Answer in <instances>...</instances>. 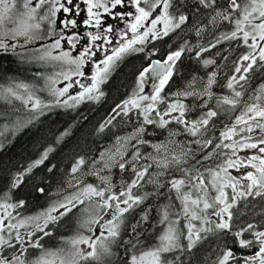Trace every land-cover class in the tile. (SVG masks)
<instances>
[{
	"label": "snow or ice",
	"instance_id": "6c2138e0",
	"mask_svg": "<svg viewBox=\"0 0 264 264\" xmlns=\"http://www.w3.org/2000/svg\"><path fill=\"white\" fill-rule=\"evenodd\" d=\"M82 3L85 8H81V3H78L77 0H0V51H15L17 44L21 48L39 44V47L32 50L31 60L41 62L43 65H47L49 62H59L61 71L56 74L55 79L37 73L36 76L45 81V87L38 90H47L50 95L56 97V104L62 103L66 107H75L85 99L98 101L104 95L100 90V85L108 79L118 61L129 53L144 52L146 44L167 37L170 33L181 29L183 25L188 23L190 17L185 8V0H82ZM196 5L197 11L213 9L215 12V15L211 17L213 24L227 21L232 25V30L217 37L216 43L212 44L211 47H215L222 40H240L249 49L247 54L242 55L240 61L236 62L234 72L239 76L233 75L227 83V87L233 90L234 95L217 98L218 107L230 105L231 110H235L240 104L239 98L242 97L243 93L235 90L234 84L247 81V73L252 71L257 64V49L259 61L264 62V43H262L264 42V0H227L223 9H220L218 0H196ZM118 8L120 11H117ZM85 10L87 17L81 22L82 25L96 28L98 31L84 33L85 45L74 56L72 52L76 49L81 37L78 32L71 31V34L69 32L71 29L80 27L77 19L73 17H79L81 12ZM105 17L128 20L127 31L121 30L117 33L112 25L103 26ZM201 30L197 28V36L200 35ZM129 31L132 33L130 38L128 36ZM106 34L118 35L120 38L116 46L111 47L110 54L103 47V44H113L112 40L106 38ZM8 41H15L16 43L10 44ZM44 41H51V43H43ZM97 41H103V44H97ZM65 44L68 46L67 48H65ZM186 50L191 51L192 49L185 45L170 52L163 61L150 60L149 65L139 73L137 84L139 91L135 92L129 99L117 104L112 110L111 118L101 124L100 129L103 130L106 125L111 124L112 120L121 113L127 116L135 109L141 111L144 124L147 125L157 124L163 128L175 121L177 124L184 125L185 130L193 137L197 136L201 128L207 130L212 118L218 115L216 110L209 109L200 119L189 122L185 119V104L179 101L168 103L163 112L157 109V104L163 100L161 92L174 75L176 62L180 60ZM207 50L200 48L196 51V55L200 56L201 52ZM100 51H103L105 55L96 61L94 58ZM89 62L93 65V71L89 77L90 83L83 84L80 80H73V77L85 76L83 68ZM205 63H212V61H205ZM64 66H67V70L64 69ZM215 75L213 73L208 78L202 93L185 91L177 95L185 97L206 95L211 99L212 92L210 89L215 82ZM61 77L62 81L60 82H70L59 89L53 87ZM146 77L155 78L159 81L158 84L152 85L153 92L151 95L141 94L144 92ZM74 84L79 85L82 91L76 95L67 96V99L61 101L59 98L65 97ZM35 87V85L19 82L3 91L7 96L22 100L26 107L30 104L31 110H39L42 114L43 109L49 108L50 105L35 95V92L32 91ZM240 87L242 88L243 85ZM21 89L26 93V97L19 93L18 90ZM69 101H72V104H69ZM252 101L244 104L240 115L235 117V123L220 133V143L215 144V149H230L231 154L214 152L204 157V160H208L213 155H223L222 163L217 164L215 168L208 167L201 171L195 166L180 167L181 164L188 163L187 158L193 150L177 146L180 149L179 152H174L169 157L168 153L172 151L169 144H174V141L153 146L157 153L163 151L162 160H157L151 154L148 157H143L139 148H136L132 154L131 164L124 160V153L118 148L117 154L120 159L113 163L115 157L109 156L104 167L109 169L118 167L121 171L131 167L133 175L130 181H122L118 193L113 191L114 185L110 177H100L104 187L84 184L82 188H78L76 193L53 204L37 216L22 218L16 223L7 224L5 220L13 218L12 212L8 209L23 207L25 202L21 200L16 203H8L5 199L4 202L0 203V208L4 210L0 214V264H89V262L91 264H106L115 255L112 247L119 242L120 229L124 223L125 214L134 211L149 195L148 193L143 196L136 195L133 191L141 187V181L150 175L149 169L152 164L136 167V162L142 158L152 159L156 166L162 170H167L173 165L176 166L181 178L173 177L168 181V184L170 191L175 192V198L181 204V213L183 218L187 220V224L181 227L179 218L171 221L169 209L172 205L165 206L160 223H166L167 227L158 236V242L154 246L140 251L138 255H132L128 264H173L172 261L165 258L164 254L176 250L183 251L185 245L181 243L182 237L187 240L186 248L191 250L205 240L208 234L219 236L228 233L232 234L241 249H254V251L237 259L235 252L226 248L222 250L212 264H230V261L233 264H264V230H257V225L252 223L237 228L235 223L240 211L238 205L241 202L246 204L250 197L264 199V104L261 103L264 101V85L257 90ZM206 104L207 102H205V106ZM153 112L158 119L153 118L151 115ZM177 112L179 115H172ZM165 117H171V120ZM238 126L239 132L247 133L242 141L232 139L237 133ZM256 130H259L258 136L254 135ZM144 132L145 128L142 125L132 134L131 139L136 140L138 144L146 143V141L139 139ZM67 134L65 132L62 136ZM123 139L125 142L128 141V138ZM224 141L232 142L224 143ZM119 142L120 139L118 138ZM193 142L200 145L201 148H206L212 144L210 139L205 140L203 144L200 140ZM238 150H254V152L251 155L239 157L237 156ZM52 151L54 149L48 147L39 159L35 160L23 172L15 175L11 188L19 187L24 176L31 173L33 168L43 164ZM103 157L104 154H101V159ZM233 157L236 158L233 159ZM193 158L195 157L193 156ZM85 163L83 157L77 159L72 165L71 172L77 173ZM197 164H203V161L198 160ZM233 169L239 175H233L230 171ZM51 170L50 168L49 171ZM205 172L208 174L207 177ZM93 174L98 175V173ZM162 174H164L163 171L158 175ZM147 182L158 184L159 187L164 186L159 184L157 180L149 179ZM77 184H83V181L78 180ZM70 186L75 185H71L70 182ZM228 189L231 191H227ZM40 191L42 192L43 189ZM85 200L91 202L90 206L94 210V214L90 215L81 226L86 227L92 235L78 234L65 240L64 243L70 245L67 249L63 247L57 249L44 248L40 241L52 234L46 230L49 224L57 223L78 205L84 204ZM121 205L124 206L121 207ZM85 211L88 209L86 208ZM53 213H57V215H53ZM105 215H109L111 218L105 220ZM177 216L179 217L180 213ZM212 217H216V219L213 220ZM147 218L146 214L142 217L144 220ZM196 221L200 222V226L194 223ZM29 224L33 226L34 230L27 232L26 238L20 229ZM93 225L99 226V235L95 234ZM135 229L136 225H133L132 231L134 232ZM37 232L42 233V235L37 236ZM245 234H249L251 239L245 238ZM34 237L35 239H33ZM124 243L130 244L135 249L139 241L128 240ZM80 245H86L87 249L90 250L86 251ZM30 248L39 250V255L31 261L26 257ZM6 249H12L11 257L4 254Z\"/></svg>",
	"mask_w": 264,
	"mask_h": 264
},
{
	"label": "trees",
	"instance_id": "16d2710c",
	"mask_svg": "<svg viewBox=\"0 0 264 264\" xmlns=\"http://www.w3.org/2000/svg\"><path fill=\"white\" fill-rule=\"evenodd\" d=\"M226 4L227 0H218L220 9H223ZM185 8L190 14L188 23L183 25L180 31L176 30L175 36L164 38L162 42L156 44L154 48L156 53L168 54L185 45L188 47L194 45L195 51H198L200 48H206L209 45L215 44L216 38L226 33L225 29L230 30L232 27L231 24L228 25L225 22H217L216 24H213L211 22V17L215 15L213 9H200L197 11L196 0H185ZM197 28L202 29L200 35L197 36L196 33H194L191 37L189 32H196ZM249 43H251V40H249ZM232 44H235L237 47L235 52H240L241 49L244 54H247L249 51L245 45H238L236 40H222L216 45L229 46ZM33 48L34 45H28L27 47L16 51H0V99L2 102L0 103V111L5 109L10 112V114H17L20 117V123L18 126H10V124L2 126L0 124L1 202H4L5 199L8 203H15L19 200L27 201V199L29 202L38 201L42 197H45V190L48 191L50 186H52V192L61 187V181L70 175L71 165L75 159L83 157L86 160L93 153V141L91 142L92 138H89V134H91L88 132L89 129H82L79 127V125L83 123L82 120H90V117L95 116L93 106L85 107L81 110H65L58 105L51 103L53 102L51 100V97L53 96H51L47 90L34 91L38 98L44 103L50 105L49 108L43 109L41 114V111L39 110H31L30 104L26 107L22 100L7 96V94L4 93V89L13 86L5 76L13 75L15 73L13 75V81L23 82L26 80V77L23 73H18L19 70L22 72L23 70L30 69L34 73H41L35 71V69H42V71H44L45 69L50 68L49 65L55 64V62H49L47 65H43L41 62L31 60ZM208 53L209 52L205 54ZM256 56L257 64L249 75L250 79L254 81L262 80V77L264 76V62L259 61L258 55ZM140 58L141 55H137L123 59L118 63L117 69L123 71L119 77H113L111 81V84L116 85L115 94L117 95V98L122 97L120 100L116 101V104H119V102L128 99L134 94V91H131L129 88L128 81H126L127 77L125 78L123 74L131 69L137 68L136 61ZM198 59L199 57H195L191 51H184L175 69L176 76L182 78L187 70H199L200 66ZM228 68L230 69V67ZM43 73L46 74L45 72ZM47 76L54 78L55 75ZM40 87H45V81L40 84ZM125 88H127V90ZM179 89L180 85L178 86L176 83L172 82L170 87L164 92L163 96L165 102L163 111L166 109L168 103L177 100V94L180 91ZM250 89V86L247 85L243 92L245 97L243 106L245 103H248L249 96L251 95ZM18 91L23 95L24 92L22 89ZM10 99L12 100V105H7L5 102H9ZM183 104H185L186 107L185 119L189 122L193 118H201V116L209 109L216 110L218 115L212 118L207 126V130L201 128V131L199 132H205L209 137L213 138L211 149L209 151L196 152L194 155L195 158L191 156L188 163L181 165V167L189 168L195 166L196 168H200L201 171H204V169L208 167L215 168L217 164L222 163L224 156L213 155L212 158L208 160H204V157L214 152L226 153L225 148L219 150L215 149V144L220 143V132L226 129V127H230L233 121L231 119L234 116V113L239 109L238 106L240 105H237L235 110H231L230 105H221L218 107L217 98L206 107L200 106L192 98L187 99ZM157 109L160 110L158 106ZM105 115L107 114L104 111L102 116ZM141 116H143L141 112L133 109L127 116L121 113L116 120H133L134 118H140ZM30 118L34 121L32 122L28 120ZM40 118L43 119L40 120ZM153 118L158 119V117L155 116V113ZM66 120L72 121L67 122ZM42 122L46 123L43 127L40 126V123ZM70 125L75 126V129H69L68 131L71 135L61 138L63 137L62 133H64V130ZM256 132L259 134V130H256ZM244 135H247V133ZM58 138L61 139L58 140ZM232 139L240 141L237 134L234 135ZM227 142L231 143L232 141ZM224 143H226V141H224ZM48 147L54 149V151L49 153L48 159H46L43 164L33 168L31 173L26 174L19 187L12 189L11 183L13 177L18 173L23 172L35 160L39 159ZM227 154H231L230 149H228ZM235 158L236 157H233V159ZM198 160L203 161V164H197ZM126 161L131 164L132 156L130 157V160ZM49 167H51V171H49ZM111 175L115 182L119 180L130 181L133 178L131 168L126 171L115 169V171L111 172ZM205 176H208L206 172ZM173 177L181 178V174ZM40 189H43V191L39 192ZM133 191L136 195H142L140 187ZM164 198V202L167 204L166 194H164ZM179 208L180 216L178 217L177 215L171 214L169 219L175 221L179 218L180 226L183 227L184 219L181 213V204L179 205ZM238 208L240 211L235 220L237 228L252 223L257 225V230H264V199L260 197L250 198L246 204L241 202L238 205ZM144 221L145 220L142 219L141 203L132 213L130 238H126V230L124 229L121 231L119 242L115 244L116 246L123 245L124 247V241H126V239L133 242L138 240L139 243L137 247L133 249L131 245H129V247L123 251L114 250L113 252L115 255L111 257L106 264H128L132 255H138L140 251L154 246L158 242L157 238L167 227V224H162L160 221L156 220H151L149 223H144ZM196 224L200 225V222L197 221ZM133 225H136L134 232L132 231ZM184 231H186V229H184ZM245 238L251 239V236L245 234ZM181 243L185 245L183 251L176 250L164 254L165 258L172 261L173 264H212V262L221 254L222 250L226 248L232 249L235 252L237 259L249 255L254 251V249H241L235 242L231 233L219 236L208 234V237L205 240L198 243L196 247L191 250L186 248L187 241L183 237ZM230 264H233V262L230 261Z\"/></svg>",
	"mask_w": 264,
	"mask_h": 264
},
{
	"label": "flooded vegetation",
	"instance_id": "af4514ba",
	"mask_svg": "<svg viewBox=\"0 0 264 264\" xmlns=\"http://www.w3.org/2000/svg\"><path fill=\"white\" fill-rule=\"evenodd\" d=\"M77 2L81 3V8H85V6L82 3V0H77ZM86 17H87L86 10L82 11L79 17H73L77 19V23L80 24V27L77 29H71L69 34H71V31H75V32H78L81 37L79 43L77 44L76 49L72 52L74 56L82 49V46L85 45L86 41L84 38V33L98 31L96 28L87 27V26L82 25L81 22ZM128 22H129L128 20L113 19L110 17L108 21L104 22L103 26L112 25L114 30L118 33L121 30L127 31ZM224 22L230 25L229 22L227 21H224ZM177 30L180 31V29H177ZM231 30H232V27L230 30L225 29L226 33L230 32ZM141 31H143V29H141ZM189 33L192 37L193 34L196 32L190 31ZM175 34H176V31L170 33L169 36L164 37V38H171L175 36ZM131 35L132 33L129 31L128 32L129 38L131 37ZM106 38L109 40H112L113 44L112 45L103 44V41H97L96 43L103 44V47L107 49L108 54H110L111 47L116 46L120 38L118 35L113 36V34H106ZM164 38L157 39L155 41H151L150 43L146 44L144 52L129 53L120 60L122 61L123 59H126V58L141 55V58L137 59L136 61L137 68L131 69V70L127 69L129 71L123 74L125 78L127 77L126 81H128L129 83V88L131 89V91H134V93L139 91L137 88V84H138V76H139L140 71H142L144 67H147L149 65L150 60L163 61L166 58V56L169 54V53L162 54L159 52L156 53L154 51L155 45L158 44L159 42H162ZM48 42L51 43V41H48ZM236 42H238V45L244 46L242 41L236 40ZM67 47L68 46L65 44V48ZM189 48L192 49L191 52L194 54L195 57H199L198 63H199L200 69L199 70H195V69L187 70L186 74L182 78L177 77L175 74L176 72L175 69L180 60L177 61L174 67V75L170 78L169 82L165 85L163 91L161 92V97L163 98V100L160 102V104L164 102L163 94L170 87L172 82L176 83V85L178 86L180 85V89H179L180 91L178 93H183L185 91L202 93L205 86L207 85L208 78L213 73H215L216 75H215V82L213 83L210 89L212 92L211 99H209L206 95L199 96V97L187 96L185 98L180 97L179 102L183 103L187 99L192 98L200 106L206 107L215 98L233 96L234 95L233 90L227 87V83H228V80L233 75L239 76V74H236L234 72V68L236 66V62L240 61L241 56L244 55L241 49H240V52L238 51L235 52V50L237 49L235 44H232L229 46L216 45L215 47H211V45H209L208 47H206V49H208L207 51H203L201 52L200 56H197L196 51H195V46L193 45V46H190ZM207 52L209 53L205 54ZM104 55L105 53L103 51L97 52V56L94 59L98 61L102 59ZM206 57H209L213 60V64L211 67H208V68L202 67L201 60ZM120 61L117 62L114 70H112L110 75L108 76V79L103 84L100 85V90L104 93V95L98 101L85 99L81 101L78 105H76L75 107H62L61 106V108L65 110H81L85 107H90V106L94 107L95 116L90 117V120H82L83 123L79 125V127H81L82 129H89L88 132L91 133L89 134V138H92L91 142L93 141L92 155L85 160L86 161L85 165L81 166L80 170L77 173L73 174L70 170V175L66 179L61 181V187L58 190L52 192V186H50L48 188V191L45 190V193H46L45 197H42L38 201L29 202V200L27 199V201H24L25 203L23 207H20L17 209H8V211L12 212L13 218L11 220L6 219L5 220L6 224L16 223L19 219H22V218L37 216L39 213L44 212L45 210L49 209L53 204L63 201L66 197L71 196L74 193H76L78 188H82L84 184H93L94 186L104 187V185L101 182L100 177H110L112 184L114 185L113 191L118 193L123 180H119L115 182L113 180L111 172L115 171V169H118V170L120 169L118 167H112L109 169V168H105L104 164H96V158L97 157L99 158L101 154H103L106 150L112 149L114 151V153L116 154V157L118 158L112 161L113 163H115L116 161L120 159V156L117 154L118 148L121 149V151L124 153L125 161L130 160V157L136 151V148H139L143 157H148L149 154H151V156L156 157L157 160H162L163 155H164L163 151H161L160 153H157L156 149L153 146L156 144L168 143L169 141L175 142L174 144H169V148L172 150L168 153L169 157H171V155L174 152L175 153L179 152L180 149L177 146H183L185 149L193 150V152L188 156L187 158L188 160L191 156H194L196 152L209 151L211 149V146L213 144V138L209 137L205 132L197 133V136L193 137L185 130L184 125L177 124L175 121H172L167 126L161 128L157 124H152V125L144 124L143 116H141L140 118L136 117L133 120H116L117 118H119V116H116L115 119L112 120L111 124L106 125L103 128V130H101L100 125L104 124L106 120L111 118V116L113 115L112 110L117 105L116 101L122 98V97L117 98V95L115 94L116 85L111 84L113 77H119L121 72L123 71V70L117 69V65ZM49 66L50 68L45 69L44 71H42V69H35V71H39L42 74H44L43 72H45L46 75H56L58 72L61 71V66L59 62H55L54 65L51 64ZM228 67H230V69ZM64 69L67 70V66H64ZM83 71L85 73L84 77H73V80H80L81 83L83 84H89L90 83L89 77L91 76L92 71H93L92 63L91 62L87 63L85 67L83 68ZM250 73L251 71L247 73V77H248L247 81H240L239 84H234L235 90L242 91L243 93L246 86L248 85L251 88L250 94H252L259 87L264 85V76L262 77L263 78L262 80L260 79V80L254 81L250 79L249 77ZM69 82L70 81H68V83ZM158 82L159 81L156 80L155 78L146 77L144 81V90L153 91L152 85L158 84ZM240 85H243V87L241 88ZM125 89L127 90V88ZM69 90L71 93L75 95L79 93L80 91H82V89L77 84H74L73 87H71ZM109 94H110V97H109ZM224 94H228V95H224ZM178 96L179 95H177V98ZM250 96L248 99L249 103L251 102ZM239 99H240V104H239L240 106H238L239 109L237 110V112L234 113V116L231 119L233 121L230 127L235 123V117L240 115L241 111L243 110V103L245 99L244 95H242V97H240ZM122 102L123 101L119 102V104ZM205 102H207L206 106H205ZM158 108H162V107L158 105ZM104 111L107 115L102 116V113ZM198 119L200 118H193L190 120V122L193 120H198ZM66 121L70 122L72 120H66ZM142 125L145 128V132L139 137V139L146 141V143L138 144L136 140L131 139V136ZM69 129H75V126L74 125L67 126V128L64 130V133L67 132L68 134L63 135L62 138L68 137L71 135V133L68 132ZM236 134L237 136H239L240 141H242L243 137L245 136L244 135L245 133L239 132V126L237 128ZM254 135L258 136L259 134L256 132L254 133ZM118 138L120 139L119 143H118ZM123 138H128V141L125 142ZM209 139L212 140V144L208 145L206 148H201L200 145H197L193 142L195 140H200L201 144H203L205 140H209ZM124 143L126 144L125 147H123ZM226 143L228 142L226 141ZM225 150H226L225 152L228 153V149H225ZM253 152L254 150L237 151V156L244 157L246 155L253 154ZM77 159H75L73 164L76 162ZM89 159H92V163H89L88 161ZM148 164H152V167L149 169L150 175L146 176L144 181H141V187H140L141 193H142L141 196H143L145 193L149 194L147 198L142 202V217L145 214L148 217L147 220L144 221V223H149L151 220L161 221L162 211L164 207L168 205H172V207L169 209L172 215L173 214L177 215L178 213H180V208H179L180 202L179 200L175 198V192L170 191V185L168 184V181L171 178H173V176L180 174V172L176 170L175 165H173L167 170H162L161 168L157 167L155 162L150 158L148 159L142 158L140 159V161L136 162L137 167H140L141 165L147 166ZM72 165H71V168H72ZM50 168L51 167H49V169ZM130 168L131 167H127L126 170ZM162 171L164 174L158 175ZM231 171L236 172V170L234 169ZM93 173H98V175L93 174ZM237 175H239V173H237ZM176 178H180V177H176ZM149 179L157 180L159 184H162L164 186L159 187L158 184L148 183L147 181ZM78 180L83 181V184L78 185L77 184ZM70 182H71V185H75V186H70ZM227 191H229V189ZM164 194L167 195V204L164 202V199H165ZM93 199H96V198H93ZM0 203L2 202L0 201ZM90 203H91L90 201L85 200L84 204L78 205L76 208L72 210V212L68 213L66 216L61 218L57 223L55 224L50 223L48 226V229L46 230L50 231L52 234L50 236L44 237L40 241V243L44 246V248L57 249V248L63 247L67 249L70 247V245L65 244L64 243L65 240L73 238L77 236L78 234H83L85 236L92 235V233L89 232L86 227L81 226L89 218L90 215L94 214V210L91 208ZM123 206L124 205H121V207ZM86 208L88 209V211H85ZM61 211H63V209H61ZM132 213L133 211L125 214L124 223L123 225H121V229H120V231H123L124 229L126 230V238L128 239L130 238V233H131ZM53 215H57V213H53ZM101 215H103V213H101ZM110 218L111 217L109 215L104 216L105 220L110 219ZM93 228L95 229V234L99 235V226L93 225ZM33 230H34L33 226L29 224V225H26L25 228H21L20 232L24 233L25 237L27 238V235H26L27 232H31ZM5 235L7 234L5 233ZM36 235L41 236L42 233L37 232ZM33 239H35V237ZM128 239H126V241H128ZM13 242L15 243V241ZM129 245L130 244H125V246L123 247V245L116 246L114 244L112 247V251L114 250L123 251L127 249ZM17 247L19 246L17 245ZM80 247L84 248L86 251L90 250V249H87L86 245H80ZM4 254L11 257L13 254L12 249H6ZM38 255H39L38 249L30 248L28 253L26 254V257L29 261H31L34 258H36ZM89 264H91V262H89Z\"/></svg>",
	"mask_w": 264,
	"mask_h": 264
},
{
	"label": "rangeland",
	"instance_id": "374dc122",
	"mask_svg": "<svg viewBox=\"0 0 264 264\" xmlns=\"http://www.w3.org/2000/svg\"><path fill=\"white\" fill-rule=\"evenodd\" d=\"M118 10H120V9H117V11ZM109 18L110 17H105L104 18V22L105 21H108L109 20ZM8 43H10V44H12V43H16L15 41H8ZM43 43H49L48 41H44ZM262 43H264V42H262ZM27 47V46H26ZM36 47H39V44H36V45H34V48L33 49H35ZM19 49H22L20 46H19V44H17V47H16V49H15V51L16 50H19ZM9 51H12V50H9ZM54 54H56V53H54ZM256 55H258V49L256 50ZM18 73H23L24 75H25V77H26V80L25 81H23V83H27V84H29V85H35L36 87L35 88H33L32 89V91H39L38 89L39 88H41L40 87V84H42L43 82H44V80L43 79H40V78H38L37 76H36V74L37 73H34L33 71H31L30 69H26V70H23L22 72H20V70H19V72ZM18 73H16V74H18ZM15 74V73H14ZM13 74V75H14ZM13 75L11 74V75H9V76H5L12 84H13V86L16 84V83H19V81H13ZM45 77H48L46 74H43ZM56 78V75L54 76V79ZM60 81H62V77L58 80V82L55 84V85H53V87H55V88H57V89H59V88H62V87H64L65 86V84L66 83H68V81H63V82H60ZM258 89H260V87L258 88ZM257 89V90H258ZM257 90L256 91H254V93H252L251 94V96H250V101L251 102H253L252 101V98L256 95V92H257ZM152 92L153 91H145L144 90V92L143 93H141L142 95H151L152 94ZM23 95L26 97V93H23ZM70 95H75V94H73V93H71L70 92V90L68 91V93L65 95V97H60L59 99L61 100V101H63V100H65V99H67V96H70ZM52 96V95H51ZM180 97L181 98H185V96H183V95H179L178 96V98H177V100H175V101H173V102H176V101H180ZM51 100L53 101V102H51V103H54V104H56L55 103V100H56V97H51ZM165 102V101H164ZM164 102L162 103V104H160V102L158 103V105H160V107H162V108H159L160 109V111L161 112H163V107H164ZM250 102V103H251ZM0 103H2L1 102V99H0ZM7 105H12V100L10 99L9 100V102H5ZM249 103V102H248ZM261 103L262 104H264V101H261ZM69 104H72V101H69ZM56 105H58L59 107H66V106H64L62 103L61 104H56ZM157 105V106H158ZM139 112H141L140 110H138ZM154 113L155 112H153L151 115L152 116H154ZM173 116H177V115H179L178 114V112L177 113H174V114H172ZM166 119H169V120H171V117H165ZM43 118H40V120H42ZM28 120H30V121H34V120H32V118H30V119H28ZM19 123H20V117H19V115H17V114H10V112H8L7 110H5V109H2L1 111H0V124L3 126V125H5V124H10V126H14V125H16V126H18L19 125ZM46 123L45 122H42V123H40V126H44ZM126 146V144L124 143L123 144V147H125ZM104 157H103V159H101V156L98 158H96V164H105V162L109 159V156H113V157H115V159H118L117 157H116V154L114 153V151L112 150V149H109V150H106L104 153ZM89 161V163H92V159H89L88 160ZM231 171V170H230ZM231 172H233V171H231ZM233 175H237V172H233L232 173ZM231 190L229 189V192H230ZM3 209L2 208H0V214H2L3 213ZM184 219V218H183ZM212 219L213 220H215L216 219V217H212ZM197 222V221H196ZM196 222H194V223H196ZM185 224H187V220L186 219H184V222H183V225H185ZM197 226H200V225H197ZM186 232V231H185ZM186 240V239H185ZM187 241V240H186Z\"/></svg>",
	"mask_w": 264,
	"mask_h": 264
},
{
	"label": "water",
	"instance_id": "95a60500",
	"mask_svg": "<svg viewBox=\"0 0 264 264\" xmlns=\"http://www.w3.org/2000/svg\"><path fill=\"white\" fill-rule=\"evenodd\" d=\"M205 61H212V63H207V64H206ZM212 64H213V60H212L211 58H209V57L203 58V59L201 60V65H202V67H204V68L211 67Z\"/></svg>",
	"mask_w": 264,
	"mask_h": 264
}]
</instances>
